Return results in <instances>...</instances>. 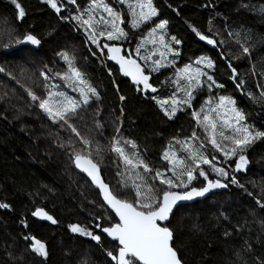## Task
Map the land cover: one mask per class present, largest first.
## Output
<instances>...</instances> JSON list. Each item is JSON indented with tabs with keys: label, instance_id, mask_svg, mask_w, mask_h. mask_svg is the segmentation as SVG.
<instances>
[{
	"label": "trees",
	"instance_id": "16d2710c",
	"mask_svg": "<svg viewBox=\"0 0 264 264\" xmlns=\"http://www.w3.org/2000/svg\"><path fill=\"white\" fill-rule=\"evenodd\" d=\"M91 1L77 0L75 5H68L57 0L62 6L57 13L46 0H16L25 13L20 18L13 0H0V68L4 69L0 72V203L9 206L0 208V264H115L107 252H115L118 242L104 236L97 225L109 227L118 219L74 166L76 154L87 157L91 152L90 158L101 168L113 194L134 201L135 191L121 185L126 177L117 175L125 166L111 151L113 137L122 143H136L135 151L153 172L136 171L161 197L163 191L185 192L205 186L207 181L198 171L188 189H168L153 179L157 169L172 177L163 153L181 148L177 141L196 146L204 143L201 151L210 159L215 156L213 163L228 177L208 165L201 167L210 180L228 184L229 190L180 207L168 225L174 235L172 246L182 264H264V136L253 139L242 153L237 149L236 157L225 159L207 142L192 116L193 112L203 116L198 98L191 101L192 107L184 105L183 111L169 119L156 100L177 95L170 72L146 70L132 52L140 34L132 29L127 9L107 0L118 12L121 6L128 34L121 41L97 36L99 44L122 47L124 56L136 58L152 76L151 85L157 91L151 95L133 85L116 61L107 58L108 50L101 55L88 39L91 30L82 20L84 14L88 16L85 6ZM153 7L158 14L151 24L167 20L168 35L180 42L176 46L181 52L177 65H191L201 58L211 60L214 67L210 75L222 85L217 90L219 96L235 101L234 106L245 117L242 125L253 133H264V97L260 95L264 91V0H153ZM197 32L214 39L215 45L201 40ZM29 34L40 44L19 42ZM130 36L135 37L134 42L129 41ZM63 54L99 97L94 96L89 105L79 109V116L72 121L80 135L92 141L87 149L70 129L53 123L38 107V101L29 96L32 92L47 98L50 92H64L63 81L57 76L67 71ZM196 94L200 97L201 89ZM77 95L80 98L78 91ZM218 127L225 136L243 135L222 124ZM193 132L198 140H192ZM97 142L102 149L99 156ZM126 149L132 151L129 146ZM240 154L248 157L250 169L235 170ZM233 178L237 183L231 182ZM38 210L46 211L56 224L36 219ZM72 225L99 235L100 241L72 232ZM25 237L44 243L47 256L33 252L29 247L32 241Z\"/></svg>",
	"mask_w": 264,
	"mask_h": 264
},
{
	"label": "snow or ice",
	"instance_id": "6c2138e0",
	"mask_svg": "<svg viewBox=\"0 0 264 264\" xmlns=\"http://www.w3.org/2000/svg\"><path fill=\"white\" fill-rule=\"evenodd\" d=\"M46 2L53 9H55L57 13L61 11L62 6L58 5L57 0H46ZM118 2L123 4L125 0H118ZM13 3H15L16 8L19 9L18 16L23 18L25 13L20 4L17 3L16 0H13ZM76 3L77 0H66V4L68 5H75ZM95 6L97 8L102 7L104 12L108 14V17L111 18L106 19L103 15H101L99 20L96 21V24H102L110 27V30L105 31L104 28H101L97 33L93 27V17H89L88 19L82 20V23L91 29L88 39L97 45L100 49L101 55H103L104 49H107L109 53L107 58L109 60L116 61L120 65V69L123 74L125 76H131L136 85H142L143 87L139 89L140 91L151 90L152 92H156L157 89L149 83L150 76L145 74L143 68L136 59L126 58L124 55H121L122 49L120 47L110 46L106 43L102 46L99 44L97 36H106L108 40H114L119 39L120 37H127V33L124 28L120 26L125 23V20L118 11L104 3V0H100V2ZM135 7L139 8L140 11L137 13L135 8L132 10V28H139L141 22H151L158 14L156 8L153 7V0H137ZM167 23V20H161L156 23L155 26L152 27L149 35H155L158 29L164 30ZM193 31H196V29L194 28ZM197 35L201 40H206L208 44L215 45L216 43L214 39L208 38L199 32H197ZM25 41L30 42L33 45L40 44V40L30 34L25 36L19 42L24 43ZM155 42V40L152 41V43ZM159 43L167 48V44L165 43V38L162 33L159 36ZM140 47H143V45ZM168 50L171 51L172 49ZM244 52L248 53L249 49L245 47ZM136 54L137 56L140 55L139 47L136 49ZM154 55H156V53L152 52L149 56H140V59L149 60L151 59V56ZM160 55L163 57L164 53L161 52ZM63 58L68 61L70 74L65 73L64 75H61L60 73H57V76L61 79L72 81L71 86L73 91H75L76 81L73 80V77L77 78L79 84H84L85 81L81 78L80 71L72 66L71 59L66 54H63ZM196 63H204L208 68L214 67L211 60H206L204 58L197 60ZM154 64L157 67L153 68V71H156L159 67L167 66L162 64L160 60L154 61ZM3 71L4 69L0 68V72ZM178 71L185 74L180 75L179 79L175 81L178 86L179 80L187 79V84L179 86L185 91L186 98L183 101L173 99L171 109H164L165 115H167L169 119L173 118L177 111H183V108L177 107V105L184 104L189 108L192 107L191 100L193 99V96L192 91L189 89L191 88L193 81H195L196 86H201V81L199 79L201 76H207V79L211 81L212 84H215L216 87H222V85L216 84L211 75L202 72L199 68L196 69L194 75H187L191 72V65ZM233 71H235V69H233ZM41 75L45 80L49 79V76L46 73L42 72ZM240 86L241 85L238 82L237 87ZM209 87H211V85H209ZM88 93H91V95L95 96L97 99L99 98L96 89L92 87H89L87 92H85L82 88L80 89V98H82V101L80 98H72L65 92H50L47 98H41L32 92H29V96H31L33 101H38V107L47 114L48 118L52 120L53 123L61 124V126H66L70 129L72 133L80 138V142L83 143L87 149L91 147L92 141L82 137L72 121L74 117L79 116V109H81L84 105L90 104L91 97ZM260 95L264 97V91H262ZM121 99H123V97H121ZM158 103H160L163 107L164 105H168L169 101L161 100L158 101ZM209 103H211V101H209ZM234 104L235 101L231 98L221 96L216 107H213L208 112H205L202 118L200 113H192L193 118L197 121V125L204 131L205 136L207 137V142L210 143L217 151H220L225 159L236 157L237 149H239L242 153L245 146L250 144L253 139L264 136V133H253L247 126L242 125L241 121L245 119L244 114L237 108L231 107L229 110L233 113V116L230 118L225 116L223 119V125L234 129V133H243V135L239 137L234 134L225 136L224 131L221 129L219 131V135L225 140H230L234 147L225 150V148L217 142V123L211 113H217V115H219L218 109L223 108L225 105ZM201 111L203 112L204 110L201 109ZM97 127H101V125L98 124ZM118 133L119 130H117V134ZM198 139L199 137L197 134L193 132L192 140ZM177 143H181V149L187 151L188 155L186 157H178L175 151H165L163 153V159L168 161L171 165L169 171L172 172V177H168L165 173H162L157 169L154 172L153 179L158 180L160 184L166 185L168 189H188L192 181L197 179L198 171V175L203 177L204 180L207 181V184L206 186L200 188L191 187L190 190L183 193L163 191L161 197L157 195L158 190L154 187V185L149 184L147 179L141 173L136 171V169L142 168L145 173L153 172V169L150 168L149 165L141 158L140 154L135 151L137 148L136 143L131 140H124L122 143L120 139L113 137L111 151L117 154L125 166L124 172H118L117 175L126 177L125 179H122L121 185L124 188L131 187L135 191L136 199L134 201L118 198L112 191H110L108 185L105 184L99 177V167L98 164L90 158L91 152L88 153L87 157L80 154L75 155L74 161L76 167L80 168L83 172H86L87 175L92 178L93 182L97 183L103 193L104 200L119 218L117 223L109 227L97 225V227L101 228L102 232L107 233L109 237L118 242V247L115 252H107V255L115 262V264H182L177 251L171 243L173 240V233L163 222L169 219V216L173 211V207L178 201H189L195 197L204 196L212 189L227 187V185L222 183L220 180H210L209 174L201 167V165H208L214 172L221 175L225 179L228 177V173L223 168H218L213 163L216 160L215 156L210 159L208 156L204 155L202 151H200L205 147L204 143H200L198 146L191 144L189 141H177ZM126 146H129L132 151H128ZM95 151L98 156L101 155L102 149L99 146V142H97ZM189 160L191 161L190 164L187 162ZM247 163L248 161L246 157L243 154H240L237 162L235 163V170H244ZM184 177H186V179H184ZM128 181H131V184H129ZM136 181H140V183H137ZM231 182L237 183L235 178H233ZM261 206L264 207V205ZM7 207H9L7 204L0 203V208ZM34 215L42 216L44 219H48L52 223H56L51 216L39 210L34 213ZM70 227L72 232H79L82 235H87L94 241L99 242L101 239L99 235H94L92 232L82 229L78 225H72ZM25 239H30L32 241L29 247L33 252L44 257L47 256L46 246L44 243L31 237H25Z\"/></svg>",
	"mask_w": 264,
	"mask_h": 264
},
{
	"label": "rangeland",
	"instance_id": "374dc122",
	"mask_svg": "<svg viewBox=\"0 0 264 264\" xmlns=\"http://www.w3.org/2000/svg\"><path fill=\"white\" fill-rule=\"evenodd\" d=\"M113 1L116 4L119 3L118 0H113ZM99 2H100V0H92L90 3H88V5L85 6V12L87 13L88 16H86L84 14L85 19H88L89 17H93V27L95 28L97 33L99 32V30L101 28H104L105 31L110 30V27L104 26L102 24H96V21L99 20V17L101 15H103L106 19H111L110 17H108V14L106 12H104L102 7L97 8L95 6ZM104 3L107 4V0H104ZM136 4H137V0H125V2L123 3L124 8L127 9L128 14H129V18L131 19L130 22L132 21V18H133L132 17L133 8H135V11L137 13H139V11H140L139 8L135 7ZM109 6L113 7L114 10H116L114 6H112V5H109ZM119 7L121 9V11H119V13L123 17L122 8H121V6H118V8ZM156 17H154L153 20ZM153 20L149 23L141 22L139 28H132L133 30L137 31L140 34V36L138 37V41H137L135 47L133 48L132 52H133L134 56L138 60H140V62L146 68L147 71L152 72V73H159L161 71L166 70V72H170L169 76H172L173 81L175 82L179 79L180 75H185L183 73H180L178 70L183 69L189 65H184V66H178L177 65V63L179 62L178 55H180L181 52L179 49H177L176 46H179L180 42L177 39H173L174 37H171L168 35L167 25H166V28L164 30L158 29L155 35H152V36L149 35L152 27H154L156 24V23L151 24L153 22ZM117 23H119V22H117ZM123 25L124 24H121L120 26L124 28ZM125 32L127 33L128 31L125 29ZM161 33L164 35L165 43L167 44V48H165L164 46H162L159 43V36L161 35ZM105 38H106V36H105ZM125 38L126 37H120L117 40L121 41L123 39L125 40ZM134 39H135V37H132V36L129 37L130 42H134ZM153 40H155L156 42L152 43ZM177 41H178V43H177ZM141 45H143V47H140ZM138 47L140 48V55L139 56H137V54H136V49ZM168 49H172V50L169 51ZM152 52H155L156 55L151 56V59H149V60L140 59V56H149ZM161 52L164 53L163 57H161V55H160ZM201 59H199V60H201ZM204 59L208 60L207 58H204ZM156 60H160L162 64L167 65V66L166 67H159L156 71H153V68L157 67L154 64V61H156ZM67 65L68 66H67L66 73L70 74L69 64H67ZM197 68H199L202 72L207 73L208 75H210V70L212 69V68H208L204 63L197 64L195 61V63L191 64V72L187 75H194ZM81 78L83 79L82 75H81ZM199 79L201 81V86H196L195 81H193L192 86L189 90L192 91V96H193V99L191 101L197 100V98H198L199 99L198 101L200 102L199 109H200V111H201V109H203L204 111L203 112L201 111V112L204 114L205 112H208L211 108L216 107V105L219 103L220 96L217 92L219 87H216L215 84H212V82L207 79V76H201ZM73 80L76 81V90L75 91H73V88L71 86L72 81H69L66 79H62V81H63L62 88L64 89V92L69 93L68 94L69 96H71L74 99H77V96H78L77 91H78V93H80V89L82 88L85 92H87L88 88L91 86L88 82L85 81V79H83L85 81L84 84H79L77 78H75V77H73ZM185 84H187V79L179 80V86H183ZM209 85H211V87H209ZM175 86H176V90H177L176 96L167 97V98H163V99L158 98L156 100L157 103H158V101H161V100H168L169 101V104L164 105L163 107L160 105V103H158V105L160 106V108L162 109V111L164 113H165L164 109H169V110L171 109L173 99L183 101L186 98L185 91L182 90V88L179 87L177 85V83H175ZM198 89H201V96L200 97L197 96V94H196ZM88 95L91 97V99L94 97L91 95V93H88ZM81 101H82V99H81ZM209 101H211V103H209ZM183 106H184V104L177 105V107H182V108H183ZM231 107H235V106L234 105H225L223 108L218 109L219 115H217V113H211L212 117L215 118L216 123H217V129L218 130L216 133V140L221 145L224 144L225 149H230L231 147H234V145L233 144H226L219 136H217V135H219V131L221 130L218 127V124H222V126H224L223 125V119L225 118V116H227L229 118L233 116V113L229 110ZM178 112L179 111H177V113ZM230 122H231V120H230ZM241 124H242V121H241ZM224 134H226V132H224ZM235 136H237V135H235ZM172 151H175L176 155L178 157H186V156H182L180 154L188 155L187 151H184L181 148H179L177 150H172Z\"/></svg>",
	"mask_w": 264,
	"mask_h": 264
},
{
	"label": "water",
	"instance_id": "95a60500",
	"mask_svg": "<svg viewBox=\"0 0 264 264\" xmlns=\"http://www.w3.org/2000/svg\"><path fill=\"white\" fill-rule=\"evenodd\" d=\"M115 47H119V46H115ZM121 49H122V51H121V55H123V48L122 47H120ZM128 58H132V59H136V58H134L133 56H130V57H128ZM137 60V59H136ZM137 62L140 64V62L137 60ZM117 63V62H116ZM117 65H119L118 63H117ZM141 65V64H140ZM120 66V65H119ZM142 67V66H141ZM143 68V67H142ZM143 70H144V72H145V69L143 68ZM123 73V72H122ZM145 74H147L146 72H145ZM147 75H149L150 76V80H149V83L151 84V81H152V76L150 75V74H147ZM126 77H128L129 79H131L132 80V78H131V76H126ZM132 83H133V85H136L134 82H133V80H132ZM137 86H139V87H143L142 85H137ZM146 91H148L151 95H154L156 92H152L151 90H145V92ZM246 157V159H247V161H248V163H247V165L245 166V169L244 170H241V171H246L247 169H250L251 168V162H250V160L248 159V157L247 156H245ZM74 166H75V169H76V171L79 173V174H81V175H83L84 177H86L90 182H91V184L93 185V187L100 193V195H101V198H102V201H103V203L105 204V206L116 216V214H115V212L113 211V209L106 203V201L104 200V198H103V193H102V191L100 190V188L98 187V185H97V183H95V182H93V180H92V178L91 177H89L88 175H87V173L86 172H83L80 168H77L76 167V164H75V161H74ZM99 167V166H98ZM99 177H100V179L105 183V184H107L106 182H105V180H104V177H103V175H102V171H101V168L99 167ZM222 183H224V182H222ZM207 184V183H206ZM206 184H205V186H206ZM224 184H226V183H224ZM108 185V184H107ZM227 185V187H225V188H218V189H212V190H210L208 193H206L204 196H202V197H195L194 199H192V200H189V201H178L175 205H174V207H173V211H172V213L170 214V216H169V219L167 220V221H164L163 223L165 224V225H169L170 224V222L172 221V218H173V216H174V214H175V212L180 208V207H182V206H186V205H193V204H195V203H197V202H202V201H204V200H206V199H208L210 196H212V195H215V194H219V193H223V192H226V191H228L229 190V185L228 184H226ZM108 187H109V189H110V191H111V188H110V186L108 185ZM188 191V190H187ZM175 192H178V193H183V192H179V191H175ZM186 192V191H185ZM41 212H43V213H46L47 215H49L46 211H44V210H40ZM49 216H51V215H49ZM52 217V216H51ZM117 217V216H116ZM35 218L36 219H38L39 221H42V222H45V223H47V224H50V225H55L56 223H52L50 220H48V219H44L42 216H39V215H35ZM53 218V217H52ZM54 219V218H53ZM117 219H118V221H119V218L117 217ZM55 220V219H54ZM56 221V220H55ZM171 230V229H170ZM172 231V230H171ZM173 233V232H172ZM102 234L104 235V236H106L108 239H110L111 241H114V242H116L115 240H113L111 237H109L108 235H107V233H104V232H102ZM173 241H174V235H173V240H172V244H173ZM178 254V253H177ZM178 257H179V255H178Z\"/></svg>",
	"mask_w": 264,
	"mask_h": 264
},
{
	"label": "bare ground",
	"instance_id": "6f19581e",
	"mask_svg": "<svg viewBox=\"0 0 264 264\" xmlns=\"http://www.w3.org/2000/svg\"><path fill=\"white\" fill-rule=\"evenodd\" d=\"M123 51H124V50H123ZM123 53H124V52H123ZM116 64H117V63H116ZM118 66H119V65H118ZM119 67H120V66H119ZM155 94H156V93H155ZM155 94H154V95H155Z\"/></svg>",
	"mask_w": 264,
	"mask_h": 264
},
{
	"label": "flooded vegetation",
	"instance_id": "af4514ba",
	"mask_svg": "<svg viewBox=\"0 0 264 264\" xmlns=\"http://www.w3.org/2000/svg\"><path fill=\"white\" fill-rule=\"evenodd\" d=\"M123 55H124V53H123ZM131 56V55H130ZM126 57V56H125ZM126 58H128V57H126ZM142 88V87H141Z\"/></svg>",
	"mask_w": 264,
	"mask_h": 264
}]
</instances>
